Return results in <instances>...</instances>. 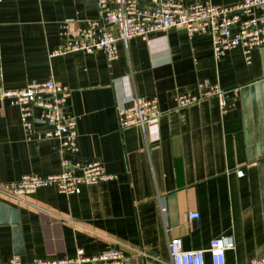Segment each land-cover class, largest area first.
<instances>
[{
    "label": "crops",
    "instance_id": "crops-1",
    "mask_svg": "<svg viewBox=\"0 0 264 264\" xmlns=\"http://www.w3.org/2000/svg\"><path fill=\"white\" fill-rule=\"evenodd\" d=\"M197 1L206 0H185ZM100 19L97 0L0 1V85L18 89L51 77L68 85L65 111L77 119L79 151L66 156L101 160L116 176L75 194L55 187L20 198L0 193L8 205L0 211L1 264L113 247L130 258L127 264H172L173 237L185 250L205 249L206 264H213L207 249L221 235L235 241L226 264L264 255V115L252 92L264 83V45L252 51L251 64L240 47L217 60L210 35L173 27L119 41L113 60L103 50L50 56L64 44L65 30L77 35ZM202 81L229 91V111L216 96L177 105V93L196 91ZM136 96L157 98L161 114L145 127H123L118 108ZM20 114L19 106L0 100V185L63 169L58 141L44 137L49 126L41 110H34L30 135ZM192 212L199 218L191 219Z\"/></svg>",
    "mask_w": 264,
    "mask_h": 264
},
{
    "label": "built area",
    "instance_id": "built-area-1",
    "mask_svg": "<svg viewBox=\"0 0 264 264\" xmlns=\"http://www.w3.org/2000/svg\"><path fill=\"white\" fill-rule=\"evenodd\" d=\"M97 3L101 19L90 20L77 35L71 36L70 31L65 30L64 44L51 51V57L76 51L92 53L103 50L108 59L113 60L119 55V41L165 32L173 27L185 28L190 35H210L217 60L227 51L240 47L247 63L251 64L252 51L264 45V0H241L222 5L213 4L211 0L192 4H186L185 0H97ZM112 25L117 27V34L109 28ZM239 89L235 88L233 92L237 94ZM70 95L71 88L52 77L32 81L18 89L0 85V100L19 106L21 122L29 135L33 131L34 110H41L40 119L49 126L44 137L58 141L63 166L59 173L50 175L25 174L16 182L0 185V193L20 198L41 187H55L61 193L75 194L80 193L86 183L110 181L116 177L107 171L101 160L73 161L66 156V152L75 154L79 151L77 119L65 111ZM213 96L219 99L224 113L232 107L229 91L218 82L210 81L199 82L196 91L177 93L174 100L184 108ZM160 114L157 98L136 96L130 105L118 108V120L123 127H145ZM243 173V170L238 171L239 175ZM190 218L198 219L199 213H190ZM234 247L233 236L221 235L212 240L207 251L213 264H226V251ZM169 251L172 264H206V250H185L180 237L169 240ZM129 261L121 248L113 247L91 256L86 255L83 248H78L74 257L32 261L12 258L8 264H127ZM250 264H264V255L253 258Z\"/></svg>",
    "mask_w": 264,
    "mask_h": 264
},
{
    "label": "water",
    "instance_id": "water-1",
    "mask_svg": "<svg viewBox=\"0 0 264 264\" xmlns=\"http://www.w3.org/2000/svg\"><path fill=\"white\" fill-rule=\"evenodd\" d=\"M255 88V89H254ZM252 92H253V98H257V110L259 111V113L263 116L264 115V83L260 82V83H256V85H254V87L252 86ZM256 100H254L255 102ZM264 149V148H263ZM8 208V205L4 204V203H0V211L1 213H6ZM18 223V221H17Z\"/></svg>",
    "mask_w": 264,
    "mask_h": 264
},
{
    "label": "rangeland",
    "instance_id": "rangeland-1",
    "mask_svg": "<svg viewBox=\"0 0 264 264\" xmlns=\"http://www.w3.org/2000/svg\"><path fill=\"white\" fill-rule=\"evenodd\" d=\"M263 256V255H262Z\"/></svg>",
    "mask_w": 264,
    "mask_h": 264
}]
</instances>
